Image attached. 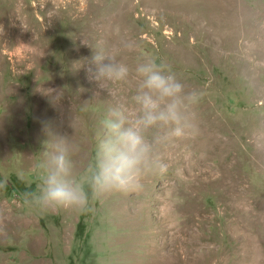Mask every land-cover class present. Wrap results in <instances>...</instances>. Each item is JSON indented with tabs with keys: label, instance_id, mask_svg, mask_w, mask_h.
<instances>
[{
	"label": "rangeland",
	"instance_id": "rangeland-1",
	"mask_svg": "<svg viewBox=\"0 0 264 264\" xmlns=\"http://www.w3.org/2000/svg\"><path fill=\"white\" fill-rule=\"evenodd\" d=\"M83 41L133 70L111 95ZM145 56L202 94L195 136L162 144L139 191L29 207L50 134L78 172L107 111L134 116ZM0 185V264H264V0H0Z\"/></svg>",
	"mask_w": 264,
	"mask_h": 264
},
{
	"label": "clouds",
	"instance_id": "clouds-1",
	"mask_svg": "<svg viewBox=\"0 0 264 264\" xmlns=\"http://www.w3.org/2000/svg\"><path fill=\"white\" fill-rule=\"evenodd\" d=\"M83 43L92 49L86 79L100 90L111 95L115 86L125 84L133 75L115 51L100 42ZM82 66L80 63L77 69ZM134 76V116L130 118L121 108L107 111L100 122L94 155L80 171L72 160L77 146L66 136L50 134L54 140L39 163L40 181L25 198L29 207L40 212H87L91 203L110 194L139 191L146 175L167 171L158 148L195 136L193 120L202 94L186 91L171 66L152 56L137 60Z\"/></svg>",
	"mask_w": 264,
	"mask_h": 264
},
{
	"label": "bare ground",
	"instance_id": "bare-ground-1",
	"mask_svg": "<svg viewBox=\"0 0 264 264\" xmlns=\"http://www.w3.org/2000/svg\"><path fill=\"white\" fill-rule=\"evenodd\" d=\"M251 257V256H250Z\"/></svg>",
	"mask_w": 264,
	"mask_h": 264
}]
</instances>
